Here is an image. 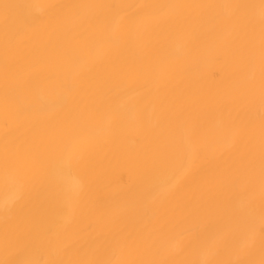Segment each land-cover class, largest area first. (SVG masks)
I'll list each match as a JSON object with an SVG mask.
<instances>
[{
    "label": "bare ground",
    "instance_id": "6f19581e",
    "mask_svg": "<svg viewBox=\"0 0 264 264\" xmlns=\"http://www.w3.org/2000/svg\"><path fill=\"white\" fill-rule=\"evenodd\" d=\"M0 264H264V0H0Z\"/></svg>",
    "mask_w": 264,
    "mask_h": 264
}]
</instances>
